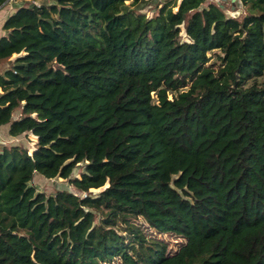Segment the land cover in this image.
<instances>
[{
  "label": "trees",
  "instance_id": "obj_1",
  "mask_svg": "<svg viewBox=\"0 0 264 264\" xmlns=\"http://www.w3.org/2000/svg\"><path fill=\"white\" fill-rule=\"evenodd\" d=\"M238 2L7 14L0 125L35 142L0 144V264H264V0Z\"/></svg>",
  "mask_w": 264,
  "mask_h": 264
},
{
  "label": "rangeland",
  "instance_id": "obj_2",
  "mask_svg": "<svg viewBox=\"0 0 264 264\" xmlns=\"http://www.w3.org/2000/svg\"><path fill=\"white\" fill-rule=\"evenodd\" d=\"M38 1L41 2V0H38ZM224 4H222V5H224ZM226 4H231V3L227 2ZM147 8H149V7L144 5V7L141 9L145 10L147 12V14L151 15L152 11L147 9ZM226 11L229 13V8L226 7ZM239 13H240V11H238V13H233V14L238 15ZM6 128H7L6 125H0V139L3 141V143H0L1 145L11 144V143L15 142V143H21V144L27 146L29 151L32 150V147H33L34 142H35V136L34 135H32L31 133H21V134L16 135V136H10L7 134ZM81 170H82V163H79L73 168L71 175L79 176L81 173ZM31 183L33 185H35L37 189L42 190L46 194L54 192L55 190H57L59 188L71 190V191H73L79 195L83 194V191L76 189L70 183L68 178H63L60 176L45 177L44 175H42L41 173H39L37 171L34 173L32 179H31ZM101 188L102 187L91 188V191H92V193H95V192L99 191ZM148 231L151 234L157 235V236L162 237L165 240H167L171 249L176 248L178 246V243L181 241V238L176 237L174 235H169L167 233H156V232H154V230H152L150 228H148Z\"/></svg>",
  "mask_w": 264,
  "mask_h": 264
},
{
  "label": "crops",
  "instance_id": "obj_3",
  "mask_svg": "<svg viewBox=\"0 0 264 264\" xmlns=\"http://www.w3.org/2000/svg\"><path fill=\"white\" fill-rule=\"evenodd\" d=\"M23 0H8L6 1L2 6H0V35L4 32L2 29V22L4 18L12 12L15 8L16 5L21 3ZM208 1H217L219 3L224 4L225 2L227 3V0H208ZM231 1V0H229ZM233 3L231 4H224L225 8H229V13H238V11H242L241 5L239 4L238 0L231 1ZM239 9V10H238ZM7 132V131H6Z\"/></svg>",
  "mask_w": 264,
  "mask_h": 264
},
{
  "label": "water",
  "instance_id": "obj_4",
  "mask_svg": "<svg viewBox=\"0 0 264 264\" xmlns=\"http://www.w3.org/2000/svg\"><path fill=\"white\" fill-rule=\"evenodd\" d=\"M231 1H234V0H231ZM239 10V9H238ZM0 143H3V141L0 139Z\"/></svg>",
  "mask_w": 264,
  "mask_h": 264
},
{
  "label": "built area",
  "instance_id": "obj_5",
  "mask_svg": "<svg viewBox=\"0 0 264 264\" xmlns=\"http://www.w3.org/2000/svg\"><path fill=\"white\" fill-rule=\"evenodd\" d=\"M8 1V0H7ZM229 0H227V2H228ZM38 4V3H37ZM83 194H85L84 192H83Z\"/></svg>",
  "mask_w": 264,
  "mask_h": 264
}]
</instances>
